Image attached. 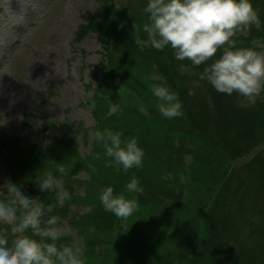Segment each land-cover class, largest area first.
Masks as SVG:
<instances>
[{"label": "trees", "instance_id": "1", "mask_svg": "<svg viewBox=\"0 0 264 264\" xmlns=\"http://www.w3.org/2000/svg\"><path fill=\"white\" fill-rule=\"evenodd\" d=\"M137 1L142 8L132 11L131 18L123 16L125 11L105 9L97 20L90 19L79 32L95 31L106 56L103 65L91 73V78L99 81L94 90L95 101L92 100L96 104L93 109L97 119L95 129L122 130L124 138L136 137L144 150L142 166L116 172L112 166H106L103 150L94 140L93 148L82 158L66 134L45 151L29 145L24 135L17 134L10 135L2 145L7 152L11 177L47 203L49 198L40 195L48 196L49 193L40 192L33 182L36 175L44 171L55 173L62 167L64 186L71 193L74 184L68 176L75 170L88 171L91 182L87 183L84 201L90 200L91 208L82 220L78 218L72 223L78 226V234L83 237L85 264H264V223L254 227L252 223L237 226L239 216L236 211L241 207H235L232 212L217 208L220 202L224 204L227 191L233 194V202L238 196L236 205L242 206L243 194L264 187V94L241 106L238 103L240 96L232 99L231 95L219 93L207 82L200 81L199 84L205 85L212 96L215 110L211 120H206L203 115L197 117L194 113L196 105L189 94L191 81L196 77L181 74L172 50L167 51L169 48L161 53L155 50L153 65L158 64L161 68L167 84L177 93L182 105L181 116L171 120L161 117L155 109V98L145 84V73L151 70V63L147 69L131 73L133 40L136 36L146 37L141 30L146 20V14L142 12L146 3ZM251 2L262 24L259 30L250 28L246 35L241 33L234 37L243 46L253 38H264V0ZM107 42L109 46L105 47ZM167 52L172 59L167 58ZM219 55L218 50L212 59ZM212 59L206 63L210 64ZM203 66L194 71H202ZM110 102L118 103L120 111L105 118L104 112ZM140 105L147 109L148 117L138 111ZM118 116L124 118L114 126ZM144 130L164 131L163 143L157 133L148 134ZM260 145L263 148L245 161ZM96 153L100 154L99 159ZM186 156H189L188 161ZM133 176L138 178L143 192L135 194L137 210L121 221L104 211L98 195L109 184L114 191H121ZM162 197L166 198L167 204ZM159 203L164 204L165 211H170V219H176H164L163 222L168 223L165 229L156 225L161 220L152 211L153 205ZM177 205L181 210L178 211ZM229 222L231 229L237 228L238 232L249 225L247 235H255L250 242L245 238L247 235L241 240L239 236H232L234 241L229 239L227 232L226 238L224 223ZM201 227L206 228L204 235L198 232Z\"/></svg>", "mask_w": 264, "mask_h": 264}, {"label": "rangeland", "instance_id": "2", "mask_svg": "<svg viewBox=\"0 0 264 264\" xmlns=\"http://www.w3.org/2000/svg\"><path fill=\"white\" fill-rule=\"evenodd\" d=\"M143 2L147 3L148 0ZM112 8L125 11L123 16L131 18V12L142 7L137 0H0V186L7 180L14 183L17 181L11 177L12 172L9 171L6 161L7 152L2 146L10 135H24L29 145H36L40 151H45L57 138L66 134L72 139L82 158L93 148L90 133L95 129L97 119L89 104L90 101H95L94 90L99 81L91 78V73L96 67L103 65L106 56L95 31L86 29L78 32V29L84 27L90 19L97 20L96 17L103 10L110 11ZM246 34L247 32L243 33ZM108 46L109 42L105 47ZM134 47L131 52L134 59L131 73L147 69L150 63L153 66L152 58L156 49H141L136 44ZM168 52L167 58L171 57ZM159 59L161 61V58ZM175 61L178 67L185 63ZM154 64H157L156 61ZM155 70L162 74L158 64ZM151 71L152 67L145 73V84L148 88L152 83L148 79ZM190 88H193L192 101L194 100L196 105L194 113L197 117L203 115L206 120H211L210 116L215 109L207 87L203 84H191ZM238 96L233 92L231 98L236 100L240 98ZM252 101L253 99L241 97L238 103L245 106ZM123 118L118 116L113 125H118L117 121ZM140 132H143V129ZM144 133H157L163 143L164 131L158 133L144 130ZM262 148L263 145H260L251 151L249 157ZM186 160H189V156H186ZM68 177L74 184L70 188L72 197L64 202L63 207L55 208L54 214L71 227V232L63 238V242L80 240L83 243V237L78 234V226L72 223L78 218L82 220L90 211V200L84 201V196L87 183L91 181L88 171L84 169L75 170ZM23 187L28 190L26 185ZM40 196L49 198L47 203L55 202L54 193ZM242 196L243 205L237 206L238 196H235L233 202V194L227 191V201L225 200L224 204L220 202L217 208L232 212L235 207H241V210L236 211L239 216L237 226L240 223H252L251 226L254 227L264 223V187H257L252 193ZM162 201L168 203L165 197H162ZM179 210L181 206H178ZM152 211L161 220V223L156 225L164 229L168 227V223L163 220L172 221L173 218L170 219V211L164 210V204L153 205ZM224 224L226 238L229 235V239L239 236L241 240L251 228L248 225L238 232L237 228L231 229V223ZM198 232L204 235L206 228L201 227ZM254 235H247L245 238L250 242Z\"/></svg>", "mask_w": 264, "mask_h": 264}, {"label": "clouds", "instance_id": "3", "mask_svg": "<svg viewBox=\"0 0 264 264\" xmlns=\"http://www.w3.org/2000/svg\"><path fill=\"white\" fill-rule=\"evenodd\" d=\"M142 12L146 20L141 30L146 37L136 36L135 44L157 51L170 48L175 60L188 61L181 63L179 70L196 77L191 81L193 86L205 81L219 93L235 92L245 99L264 94V38H253L247 46L234 39L250 28L261 29V19L251 0H148ZM218 50L220 55L212 59ZM210 59L212 62L206 63ZM202 64V71H194ZM152 68L148 79L152 81L149 91L155 98V109L169 120L181 116L177 93L155 70L156 65ZM89 107L95 109V102H90ZM119 111L120 105L110 102L104 116L111 117ZM138 111L149 116L143 105L138 106ZM90 135L101 146L106 166L116 172L142 166L144 150L136 137L124 138L122 130L106 127L96 128ZM96 158H100L99 153ZM63 173L64 169L58 167L55 173L44 171L33 181L40 192L54 193V204L26 191L21 183L7 180L0 186V264H85L83 243H64L71 227L54 214L55 208L71 199ZM142 192V185L133 176L119 192L111 184L104 186L98 199L104 211L125 221L137 210L135 194Z\"/></svg>", "mask_w": 264, "mask_h": 264}]
</instances>
